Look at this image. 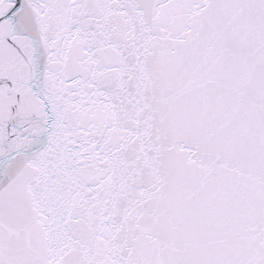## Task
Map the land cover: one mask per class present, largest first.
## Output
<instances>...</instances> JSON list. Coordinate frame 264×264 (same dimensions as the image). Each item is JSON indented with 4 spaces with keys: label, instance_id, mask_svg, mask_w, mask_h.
<instances>
[{
    "label": "snow or ice",
    "instance_id": "obj_1",
    "mask_svg": "<svg viewBox=\"0 0 264 264\" xmlns=\"http://www.w3.org/2000/svg\"><path fill=\"white\" fill-rule=\"evenodd\" d=\"M0 264H264V0H0Z\"/></svg>",
    "mask_w": 264,
    "mask_h": 264
}]
</instances>
